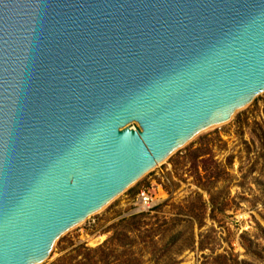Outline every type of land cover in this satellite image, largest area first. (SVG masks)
Instances as JSON below:
<instances>
[{
  "label": "water",
  "instance_id": "obj_1",
  "mask_svg": "<svg viewBox=\"0 0 264 264\" xmlns=\"http://www.w3.org/2000/svg\"><path fill=\"white\" fill-rule=\"evenodd\" d=\"M263 91L264 0H0V264Z\"/></svg>",
  "mask_w": 264,
  "mask_h": 264
},
{
  "label": "rangeland",
  "instance_id": "obj_2",
  "mask_svg": "<svg viewBox=\"0 0 264 264\" xmlns=\"http://www.w3.org/2000/svg\"><path fill=\"white\" fill-rule=\"evenodd\" d=\"M83 261L264 264V91L69 228L37 264Z\"/></svg>",
  "mask_w": 264,
  "mask_h": 264
},
{
  "label": "built area",
  "instance_id": "obj_3",
  "mask_svg": "<svg viewBox=\"0 0 264 264\" xmlns=\"http://www.w3.org/2000/svg\"><path fill=\"white\" fill-rule=\"evenodd\" d=\"M136 200L141 209L147 208L151 205L149 201V196L145 193L144 190H140L137 193Z\"/></svg>",
  "mask_w": 264,
  "mask_h": 264
},
{
  "label": "trees",
  "instance_id": "obj_4",
  "mask_svg": "<svg viewBox=\"0 0 264 264\" xmlns=\"http://www.w3.org/2000/svg\"><path fill=\"white\" fill-rule=\"evenodd\" d=\"M87 256H88V254H87V253H85V258H87ZM81 264H84V261H83Z\"/></svg>",
  "mask_w": 264,
  "mask_h": 264
}]
</instances>
